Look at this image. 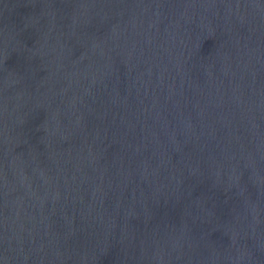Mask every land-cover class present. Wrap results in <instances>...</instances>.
I'll use <instances>...</instances> for the list:
<instances>
[{
  "label": "water",
  "instance_id": "obj_1",
  "mask_svg": "<svg viewBox=\"0 0 264 264\" xmlns=\"http://www.w3.org/2000/svg\"><path fill=\"white\" fill-rule=\"evenodd\" d=\"M0 264H264V0H0Z\"/></svg>",
  "mask_w": 264,
  "mask_h": 264
}]
</instances>
